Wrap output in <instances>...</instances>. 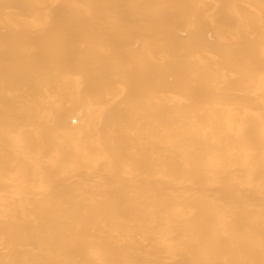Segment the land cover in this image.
I'll use <instances>...</instances> for the list:
<instances>
[{
	"label": "bare ground",
	"instance_id": "bare-ground-1",
	"mask_svg": "<svg viewBox=\"0 0 264 264\" xmlns=\"http://www.w3.org/2000/svg\"><path fill=\"white\" fill-rule=\"evenodd\" d=\"M0 264H264V0H0Z\"/></svg>",
	"mask_w": 264,
	"mask_h": 264
}]
</instances>
